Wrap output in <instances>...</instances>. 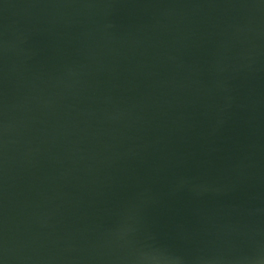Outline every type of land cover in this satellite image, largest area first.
Listing matches in <instances>:
<instances>
[{"label":"water","instance_id":"water-1","mask_svg":"<svg viewBox=\"0 0 264 264\" xmlns=\"http://www.w3.org/2000/svg\"><path fill=\"white\" fill-rule=\"evenodd\" d=\"M0 264H264V0H0Z\"/></svg>","mask_w":264,"mask_h":264}]
</instances>
